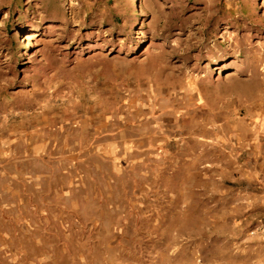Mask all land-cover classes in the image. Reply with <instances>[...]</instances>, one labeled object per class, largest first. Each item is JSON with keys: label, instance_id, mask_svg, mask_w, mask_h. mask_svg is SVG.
Returning <instances> with one entry per match:
<instances>
[{"label": "rangeland", "instance_id": "1", "mask_svg": "<svg viewBox=\"0 0 264 264\" xmlns=\"http://www.w3.org/2000/svg\"><path fill=\"white\" fill-rule=\"evenodd\" d=\"M136 2L0 0V264H264V0Z\"/></svg>", "mask_w": 264, "mask_h": 264}, {"label": "bare ground", "instance_id": "2", "mask_svg": "<svg viewBox=\"0 0 264 264\" xmlns=\"http://www.w3.org/2000/svg\"><path fill=\"white\" fill-rule=\"evenodd\" d=\"M135 3H136V5H137V2H136V0H135ZM136 8H137V6H136ZM37 34H35L34 36H36ZM231 48H234L235 50H229V51H234V52H237L238 50V45H236V44H233L232 46H231ZM250 51H248V52H246V53H249ZM237 53H240V52H237Z\"/></svg>", "mask_w": 264, "mask_h": 264}]
</instances>
